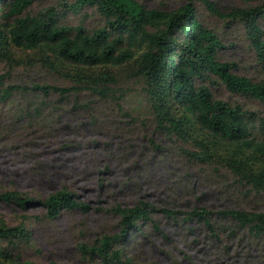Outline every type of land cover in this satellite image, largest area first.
Returning <instances> with one entry per match:
<instances>
[{"label":"rangeland","instance_id":"374dc122","mask_svg":"<svg viewBox=\"0 0 264 264\" xmlns=\"http://www.w3.org/2000/svg\"><path fill=\"white\" fill-rule=\"evenodd\" d=\"M132 1L147 9L167 11L192 3L202 25L221 42L217 60L229 64L234 74L264 84V70L250 48L247 30V24L253 22L264 32V0ZM5 12L0 4V29L4 34L0 40V98L5 91L12 96L9 105L0 103V191L18 192L31 201L25 210L0 201V225L23 227L26 232L15 246L0 240V264H264V242L258 249L240 244L242 234L230 237L228 231H220L222 223L215 217L212 220L217 223L219 241L197 219L180 222L193 210L212 214L224 209L264 212V195L246 197L223 189L252 188L232 167H247L258 174L264 171L262 156L243 144L210 135L192 118H187L183 126L184 140H171L156 131L145 113H139L145 124L119 116L108 118L111 113L91 103L93 97L87 90L78 93L79 103H91L93 112L85 107L73 110L75 97L70 96L63 107L45 108L43 122L34 123L33 128L27 120L16 124V108L31 99L28 95L34 84L72 87L71 76L82 74H112L118 84L117 96L124 90L127 106H138L143 83L137 70L147 48L132 45L134 59L119 67L60 63L44 49L13 46L9 30L14 16L6 17ZM45 12L56 14L59 24L68 27L71 35L78 28L88 33L111 29L96 7L78 8L76 0H38L24 16ZM176 35L181 38L183 33L176 30L172 36ZM204 85L214 97L255 112L258 122L264 119V108L258 102L231 94L215 75H210ZM170 108L176 118H183L176 105L171 103ZM252 132L256 141L264 139L260 125H255ZM185 149L195 154L206 151L209 158L189 159L183 153ZM64 188L87 208L61 210L51 217L42 202ZM139 202L153 208L151 218L157 229L152 223L140 224L136 228L140 235L127 232L118 243L111 244V250L120 252L123 262L105 260L97 248L105 237L123 229L110 209ZM166 210L174 215L168 216ZM247 254L254 258L249 260Z\"/></svg>","mask_w":264,"mask_h":264},{"label":"trees","instance_id":"16d2710c","mask_svg":"<svg viewBox=\"0 0 264 264\" xmlns=\"http://www.w3.org/2000/svg\"><path fill=\"white\" fill-rule=\"evenodd\" d=\"M35 1L38 0H0V4L6 8L5 16H14V23L9 30L13 46L26 50L44 49L60 63L98 68L119 67L130 62L134 59L131 46L145 45L147 49L141 55L137 70L143 88L138 94V106H127L125 91L122 90L117 96L119 89L116 78L108 73L71 76L72 87L34 84L30 94H26L31 99L16 108V124L27 120L30 122L29 127L33 128L35 124L43 122L45 108L53 109L57 105L63 107L69 97L74 96L73 110L85 107L90 111V104L95 103L99 109L111 113L108 118L119 116L128 118L131 123L141 124L146 121H140L142 115L139 113H145L155 130L171 140L186 139L183 126L187 118H192L210 135L230 143L243 144L264 158V139L256 141L252 132L255 125H260L261 130H264V119L258 122L255 112L244 109L240 104L214 97L204 82L210 75H215L228 92L258 102L263 108L264 84L234 74L229 64L217 60L221 42L212 30L202 25L192 3H186L175 11H167L147 9L132 0H76L78 8L82 5L96 7L107 19L111 29L100 28L88 33L78 28L71 35L70 29L60 25L54 13L24 16ZM176 30L183 33L181 38L179 35L172 36ZM247 30L250 48L264 70V32L253 22L247 24ZM2 38L4 34L0 29V40ZM167 61L169 66L166 65ZM83 90L89 91L93 97L90 104L79 103L78 93ZM11 97V93L5 91L0 103L9 105L7 103ZM55 97L58 98L55 100ZM171 103L182 112L183 118H176L171 111ZM92 115L93 121L97 122L95 114ZM155 147L159 150L158 146ZM183 153L192 160L205 161L209 158L206 151L195 154L185 149ZM232 169L238 172L246 186L252 188H223L226 193L239 192L246 197L264 195V171L255 174L247 167L233 166ZM0 201L13 203L25 210L31 200L18 192L0 191ZM42 205L48 209L51 217L61 210L87 208L66 188L49 196ZM110 211L119 218L123 229L119 234L105 237L97 252L105 260L114 259L122 263L120 252L112 251L111 244L118 243L127 232L133 235L140 224H154L151 218L153 208L139 202L133 206L116 205ZM165 212L168 216L174 215L172 211ZM175 217L178 219L179 216ZM213 217L222 223L220 231H228L230 237L241 233L240 244H249L255 249L263 244L264 212L261 211L224 209L212 214L207 210H193L180 222L197 219L203 228L211 232L214 240L219 241L217 223L213 222ZM137 233L140 235L139 231ZM25 237L23 227L0 225V240H7L12 246ZM81 248L85 249L84 246ZM90 250L94 251L95 248ZM247 257L249 260L254 258L249 254ZM12 264L33 263L24 261Z\"/></svg>","mask_w":264,"mask_h":264}]
</instances>
